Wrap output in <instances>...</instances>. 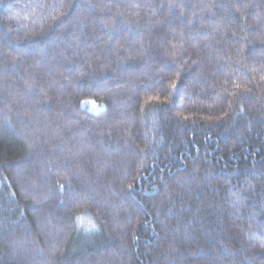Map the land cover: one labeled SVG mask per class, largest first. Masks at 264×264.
<instances>
[{
	"label": "trees",
	"instance_id": "1",
	"mask_svg": "<svg viewBox=\"0 0 264 264\" xmlns=\"http://www.w3.org/2000/svg\"><path fill=\"white\" fill-rule=\"evenodd\" d=\"M0 264H264V0H0Z\"/></svg>",
	"mask_w": 264,
	"mask_h": 264
},
{
	"label": "snow or ice",
	"instance_id": "2",
	"mask_svg": "<svg viewBox=\"0 0 264 264\" xmlns=\"http://www.w3.org/2000/svg\"><path fill=\"white\" fill-rule=\"evenodd\" d=\"M78 219H80V218L78 217Z\"/></svg>",
	"mask_w": 264,
	"mask_h": 264
}]
</instances>
